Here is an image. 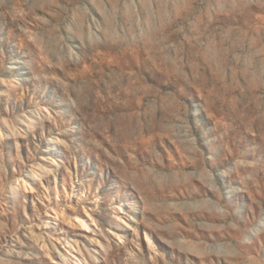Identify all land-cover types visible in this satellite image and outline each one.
I'll list each match as a JSON object with an SVG mask.
<instances>
[{
  "label": "rangeland",
  "instance_id": "1",
  "mask_svg": "<svg viewBox=\"0 0 264 264\" xmlns=\"http://www.w3.org/2000/svg\"><path fill=\"white\" fill-rule=\"evenodd\" d=\"M0 264H264V0H0Z\"/></svg>",
  "mask_w": 264,
  "mask_h": 264
}]
</instances>
